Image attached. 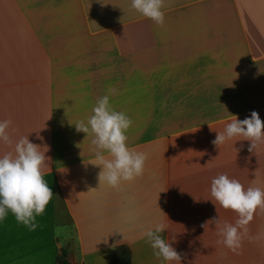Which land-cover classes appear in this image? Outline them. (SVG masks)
Listing matches in <instances>:
<instances>
[{
    "label": "crops",
    "instance_id": "0c3cea01",
    "mask_svg": "<svg viewBox=\"0 0 264 264\" xmlns=\"http://www.w3.org/2000/svg\"><path fill=\"white\" fill-rule=\"evenodd\" d=\"M162 11L163 27L131 0H0V121L13 141L49 148L53 192L35 231L10 211L0 221V264H56L60 249L71 264H107L118 246L130 264H169L144 236L161 221L181 264H264V211L239 254L214 223L201 227L238 219L210 195L219 174L264 189V144H212L232 116L264 122V0H164ZM104 95L133 121L128 147L148 156L119 189L99 184L93 136L75 129ZM10 150L0 142V156Z\"/></svg>",
    "mask_w": 264,
    "mask_h": 264
},
{
    "label": "clouds",
    "instance_id": "9594fccd",
    "mask_svg": "<svg viewBox=\"0 0 264 264\" xmlns=\"http://www.w3.org/2000/svg\"><path fill=\"white\" fill-rule=\"evenodd\" d=\"M163 7L164 0H131L132 9L161 27L164 25ZM107 91L112 94L115 89L109 86ZM109 101L110 95L98 99L87 122H76L75 129L86 136H93L91 143L94 145L92 151L95 163L90 164L100 168L97 177L99 184L106 183L111 188L119 189L122 182L133 181L143 175L148 156L128 147L126 133L133 121L125 113L114 110ZM11 124L10 119L0 121V142L11 149L0 156V221L10 211L17 222L35 231L38 226L36 217L44 214L53 198L52 189L44 178L45 170L50 169L51 158L46 156L49 148L31 143L28 136L13 141L8 131ZM216 133L212 144L217 148L236 138L250 142V153L264 144V122L256 111L242 121L232 116L224 131ZM37 139L41 138L37 136ZM210 195L223 209L236 213L238 219L235 224L221 225L219 218H212L201 227L205 229L214 223L218 229L217 234L222 237L217 243L239 254L248 224L258 209L264 211V189H245L238 180L219 174L211 181ZM167 228L166 223L157 222L154 228L144 232V236L158 259L169 264H181V254L162 236ZM60 231L57 227L56 235Z\"/></svg>",
    "mask_w": 264,
    "mask_h": 264
},
{
    "label": "trees",
    "instance_id": "16d2710c",
    "mask_svg": "<svg viewBox=\"0 0 264 264\" xmlns=\"http://www.w3.org/2000/svg\"><path fill=\"white\" fill-rule=\"evenodd\" d=\"M56 264H71L67 259V252L65 249L59 250L56 257ZM107 264H130L129 250L124 246H118L113 257Z\"/></svg>",
    "mask_w": 264,
    "mask_h": 264
},
{
    "label": "rangeland",
    "instance_id": "374dc122",
    "mask_svg": "<svg viewBox=\"0 0 264 264\" xmlns=\"http://www.w3.org/2000/svg\"><path fill=\"white\" fill-rule=\"evenodd\" d=\"M262 238H264V213L261 215Z\"/></svg>",
    "mask_w": 264,
    "mask_h": 264
}]
</instances>
